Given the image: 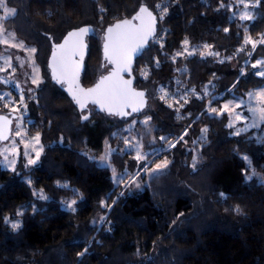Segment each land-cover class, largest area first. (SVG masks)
<instances>
[{
  "label": "trees",
  "instance_id": "obj_1",
  "mask_svg": "<svg viewBox=\"0 0 264 264\" xmlns=\"http://www.w3.org/2000/svg\"><path fill=\"white\" fill-rule=\"evenodd\" d=\"M6 3L14 15L3 29L37 50L33 62L42 82L25 99L24 116L27 130L40 136L42 154L26 170L0 169V264H264V128L236 135L228 112H210L264 85L253 67L264 61V0H244L247 8L241 0ZM141 6L156 17L153 39L135 61L143 109L129 116L93 111L82 120L51 79L53 45L90 30L80 76L88 88L105 73L107 29ZM244 14L251 19L242 21ZM160 33L163 47L154 42ZM248 38L257 42L255 49L245 44ZM10 96L12 103L19 99L14 90ZM132 143L143 153L153 143L168 150L138 161ZM165 159L168 167L149 177L147 169L140 171ZM74 200L75 211L67 209Z\"/></svg>",
  "mask_w": 264,
  "mask_h": 264
},
{
  "label": "snow or ice",
  "instance_id": "obj_2",
  "mask_svg": "<svg viewBox=\"0 0 264 264\" xmlns=\"http://www.w3.org/2000/svg\"><path fill=\"white\" fill-rule=\"evenodd\" d=\"M260 2V0H257V4ZM241 3H244V0H241ZM0 4H3V0H0ZM223 6V5H222ZM256 5H253V7H255ZM159 7V6H158ZM244 7L247 8L249 7V5L247 3H244ZM103 11V9H102ZM168 8L167 6H164V12L167 13ZM14 15V12L12 10H5V16L4 18L7 19L11 16ZM145 17H147V24H145ZM161 19H163L164 17L161 16ZM133 20H139L140 26H134L131 24V21L129 20H124L120 23H117L116 25L109 27L107 29V32L109 34H113L115 32L114 37H106V40L108 39H112L113 40V54L111 56H107V59L109 60V63H113L117 66V69L114 73H112V75L108 76V77H104L100 83H98L96 85V87L92 88V89H88V90H84V89H77L76 91H73L71 89V86L69 88V92L70 95H72L73 100L76 102L77 105H79V107L83 110L86 106L87 103H93V104H97L100 106V110L101 111H107L108 114L110 115H120V116H126L128 115V113L124 112L125 108H131L132 112H138L141 109H143L144 107V92H135L131 89V80H123L122 78L118 79L117 82L113 83L111 86L109 87H102L105 84V81H109L112 80L113 76L119 77V73L123 72V71H128L129 70V66H130V61H131V57L133 54L136 55H140L142 54L143 49L145 48L146 44L148 43V40L151 36H153L155 34V23H156V17L153 16L152 12H150L146 7L141 6L139 9V12L136 14V16H134L132 18ZM240 19L243 20H249L251 19V15L250 14H244L240 16ZM231 21V18H230ZM90 30L85 27V28H81L78 30V32H71L68 35L71 36H76V35H83V34H87ZM225 32L228 31L227 28L224 29ZM159 39V38H158ZM68 42V38H65V43L64 44H58V45H53L54 48H59V49H64L65 48V44H67ZM183 46L185 48V51H188V44L189 41L187 39H185L183 42ZM259 43H264V39L260 40ZM245 44H251L252 48L255 49L257 46V42L253 41L251 38H248L245 41ZM161 47H163V45H161ZM206 48H210V45H205ZM105 48H108V44L105 45ZM31 51L33 53H35L37 50L35 48L31 49ZM195 51V50H193ZM77 53L75 51H67L64 53L66 61L71 60V57L75 56ZM208 55H219V53H212V52H208ZM107 55V54H106ZM177 56L182 55V53H177ZM188 55H192L191 51H188ZM201 55L203 56L204 53H201ZM55 56V53H54ZM173 62H175V58H173ZM159 61H157V67H159ZM260 63H264V61H258L257 64ZM53 67L54 70V76L53 78L56 80L57 83H62L64 82L61 77L62 76H66V72H67V63H65L63 66H60L61 68V72H60V76L55 75L56 72V66L50 65ZM253 67H257L256 64L253 65ZM243 75V73H241ZM260 76H264V72H259L257 73ZM145 76H147V73H145ZM42 81L40 80L39 76H37L35 79L32 80V83L34 85H39ZM4 83H8L7 81H4ZM163 89H161L162 91ZM205 95H208L207 92H205ZM251 95V93L249 94ZM136 98H139L138 102H136ZM6 99L5 94H0V100ZM161 100L165 99V96H161L160 97ZM181 99H183V96H181ZM197 99H202V97H197ZM236 98L233 97V100H235ZM216 97L212 98V101H210V103L215 102ZM20 102L23 103L24 102V96L21 95L20 97ZM189 101L187 99H184V104H187ZM242 102H237L236 107L239 108L241 107ZM8 106V103L5 104V107ZM169 107H172L171 104L168 105ZM181 107H183V105H181ZM16 110V109H13ZM177 111H179V109H177ZM229 111V106L228 104H225L223 106V108L221 110H218L215 107H211L210 108V112L212 113H216L217 115H223L224 112H228ZM251 111L253 112V114L256 112V109H251ZM261 120L264 121V109H261ZM82 120H88L89 116L88 115H82L81 116ZM149 119H151L150 117L146 120L143 121V123L145 125L148 124ZM242 117L239 113L236 114V120H241ZM0 120L3 121V126L4 128H6V126L10 123V121L6 118L0 117ZM137 122L135 120H133L132 124L135 125ZM256 125L253 124L252 127H255ZM228 127H234V125L230 122L228 124ZM246 129H238L237 132L235 133L236 135H239L240 132L245 131ZM125 132L129 131V129H124ZM208 129L204 128L202 129V132H207ZM17 135H19V133H17ZM117 133H113V136H117ZM184 135H187V132L184 133ZM0 138L2 139H7V136L4 134L3 131H0ZM36 142V145H39L40 142V136L37 135L33 138ZM161 141H163L165 144H168L170 148H175L176 144L175 143H171L170 142V138L169 137H165L162 136L160 137ZM184 136H181L179 138V140H183ZM179 141H177L178 143ZM125 144L128 145L129 141L125 140ZM25 147H28V145L26 144ZM148 151H145L143 154H141L139 152V150H137V154H136V159L138 161H142V160H146L148 158H158L161 154H163L164 152H166L168 149H165L163 146L161 147H156L155 144H150L148 145ZM33 150H35V154H36V159H29L28 163L30 165L35 164L36 161L39 159L40 157V152L42 151V149L40 150H36L35 146H33ZM111 152H115L118 150H110ZM131 151L132 149L129 147H126L123 152L125 154L131 155ZM245 159H247V157H245ZM170 163V161H168L167 159H165L163 162L156 164V168L153 171H159L161 169H165L168 167V164ZM107 165H105L106 167ZM193 166H195V158L193 161ZM149 168L148 164L144 165V168L141 169L140 171L146 170ZM137 175H139V171L136 173ZM123 177L121 176L119 179H122ZM118 182V181H117ZM223 195V194H222ZM42 199H47V197H41ZM76 201H72V203L67 205V209H72L73 211H75V209L72 207L73 204H75ZM101 206L104 207V203H101ZM238 210V209H237ZM105 218L101 217V221H103ZM13 229H17L20 227V225L17 224H13L12 225ZM85 252H87V248H85L84 250ZM84 253H80L79 255H83Z\"/></svg>",
  "mask_w": 264,
  "mask_h": 264
},
{
  "label": "rangeland",
  "instance_id": "obj_3",
  "mask_svg": "<svg viewBox=\"0 0 264 264\" xmlns=\"http://www.w3.org/2000/svg\"><path fill=\"white\" fill-rule=\"evenodd\" d=\"M6 9L12 10L7 6L6 0H3V4H0V94H5L6 99L0 100V111L6 109L9 112V114L3 115L12 119V126L9 139L0 142V169L14 171L21 166L23 170H26L37 165L39 161L38 159L32 165L28 163L29 159H36L33 146H35L36 150H40L42 149V145L40 142L39 145H36L33 139L38 134L30 133L26 128V125L30 121L24 116L26 109L25 99L29 100L32 97L33 91L38 86L34 85L32 80L37 76H39L41 81L42 78L39 69L34 65L32 48L24 47L11 33L3 29L2 23L5 20ZM158 15H162L160 10L158 11ZM256 65L259 72H264L263 66H259L257 63ZM4 81L8 83H4ZM10 90L16 91L19 95V99L13 103L11 102L13 97L10 96ZM21 95L24 96L23 103L20 102ZM237 102H242L241 107H236ZM6 103H8L7 107H5ZM221 104L223 108L224 103ZM228 106V116L230 122L234 125L232 127L234 134L238 129L257 131L262 129V127L264 128V121L260 118V110L264 109V85L253 91L251 95L248 94L246 97L233 100ZM251 109H256V112L253 114ZM237 113L241 115V120H236ZM253 124L256 126L252 127ZM26 144L28 147H25ZM131 145L134 147L136 154L137 150L143 153V150L138 145L135 146L133 143ZM41 154L42 151L40 152V156ZM155 168L156 164L155 167L152 166L147 169L144 175L146 174L149 177L152 172H156L153 171ZM261 181L264 183V178ZM132 185H135V183H132Z\"/></svg>",
  "mask_w": 264,
  "mask_h": 264
},
{
  "label": "flooded vegetation",
  "instance_id": "obj_4",
  "mask_svg": "<svg viewBox=\"0 0 264 264\" xmlns=\"http://www.w3.org/2000/svg\"><path fill=\"white\" fill-rule=\"evenodd\" d=\"M134 16H136V15H134ZM146 19H147V17H145V20ZM118 23H120V22H118ZM116 24H114V25H116ZM134 26L139 27V25H134ZM114 35H115V32L113 34H109L108 32H106V34L104 35V38H103V48L105 50V52H104L105 58L103 61V66H104L105 73L101 77L97 78V79H100V81L104 77H108V76L112 75V73H114L115 67H117L115 64L109 63V60L107 59V56H111L113 54V40L112 39L106 40V37H109V36L114 37ZM152 39H153V36H151L149 38L146 46L149 43H151ZM85 40H86V34L76 35V36H71V37L68 36V42H67V44H65L64 49H59V48L53 47V50H52V59L50 60V65L56 66L55 75L60 76V72H61L60 66H63L65 63H67V72H66V76L61 77V79L64 82L57 83L56 80L53 78V76H54L53 67L49 65L51 79L53 82H55L58 85V87H60L66 94H69V95H70V92H69L70 86H71V89L73 91H76L77 89L86 90L89 88V87L88 88L83 87L80 83V76H81L82 71H83L82 70L83 67L81 64L82 60H83L82 58L86 55V41ZM64 43H65V40H63L59 44H64ZM106 44H108L107 49L105 48ZM67 51H75L77 54L75 56L71 57V60L66 61L64 53ZM54 53H55V56H54ZM138 57L139 56H137L134 59L133 64L131 65V67L129 66L128 71L120 72L119 77L113 76L112 80H109V81L117 82L118 79H120V78H122L125 81L131 80V89L135 92H141V90L138 89L139 83L134 78V76H135V61ZM106 82H108V81H105V84L103 85L104 87H107V86H105V85H107ZM95 83H96V81H95ZM70 96H72V95H70ZM145 98H146V96L144 95V98H143L144 102H145ZM138 100H139V98H136V102H138ZM86 106H87V108H86L83 115H89L93 111H101L100 106L97 104H93V103L89 102L86 104ZM124 112L128 113L127 116H129L131 113H133L131 108H125Z\"/></svg>",
  "mask_w": 264,
  "mask_h": 264
},
{
  "label": "water",
  "instance_id": "obj_5",
  "mask_svg": "<svg viewBox=\"0 0 264 264\" xmlns=\"http://www.w3.org/2000/svg\"><path fill=\"white\" fill-rule=\"evenodd\" d=\"M133 17H134V16H133ZM133 17H132V18H133ZM132 18L128 19L129 21H131V24H132V25H139V26H140V23H141V22H140L139 20H133ZM121 22H122V21H121ZM145 24H147V19L145 20ZM104 51H105V50H104ZM137 56H139V55H136V54H133V55H132V57H131V61H130V67H131V65L133 64V61H134V59H135ZM104 58H105V55H104ZM116 69H117V67H115L114 72L116 71ZM98 83H100V79H97V80H96V83H95L93 86L89 87L88 89H92V88L96 87V85H97ZM106 83H107V85H105V86L109 87V86H111V85H112L113 83H115V82H114V81H108V82H106ZM103 87H104V86H103ZM88 89H86V90H88ZM67 95H68V97L72 100V102L76 105V108H77L78 112H79L81 115H83L84 112H85V110H86V108H87V106H85V108L82 110V109L79 107V105H77V104L75 103V101L73 100L72 96H70L69 94H67ZM0 117L6 118V119H8V120L10 121V123L6 126V128H4V126H3V121L0 120V131H3L4 134L7 136V139H2V138H0V142H3V141H6V140L9 139L10 131H11V126H12V119H11L10 117H8V116H5V115H0Z\"/></svg>",
  "mask_w": 264,
  "mask_h": 264
},
{
  "label": "built area",
  "instance_id": "obj_6",
  "mask_svg": "<svg viewBox=\"0 0 264 264\" xmlns=\"http://www.w3.org/2000/svg\"><path fill=\"white\" fill-rule=\"evenodd\" d=\"M163 34L160 33L159 35H157L155 38H154V42L158 45H162V42H163ZM159 38V39H158Z\"/></svg>",
  "mask_w": 264,
  "mask_h": 264
}]
</instances>
